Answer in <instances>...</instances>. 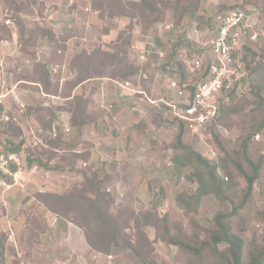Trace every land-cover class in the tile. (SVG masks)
Returning a JSON list of instances; mask_svg holds the SVG:
<instances>
[{
  "label": "rangeland",
  "instance_id": "obj_1",
  "mask_svg": "<svg viewBox=\"0 0 264 264\" xmlns=\"http://www.w3.org/2000/svg\"><path fill=\"white\" fill-rule=\"evenodd\" d=\"M176 1L93 0V9L126 16L127 24L115 36L110 52L97 50L86 56L77 49L63 83L44 79V91L56 96L43 98V106L37 104L31 113L10 114L7 139L0 137V145L24 158L19 179L24 195L16 196L15 205L0 204L6 264H193L190 256L163 242L159 221L166 218L173 234L172 227L179 225L183 235L192 239L223 206L206 194L195 213L186 214L177 197L192 191L195 179L188 178L190 167L180 169L173 161L177 125L165 106L152 105L148 99H175L170 80L180 82L177 63L193 54L194 44L185 32L203 33L218 13L235 6H260L264 18V0ZM18 2L0 0V11L10 15ZM21 4L28 13L46 9L40 1ZM42 34L46 36L44 29ZM47 40L52 39L47 36ZM253 49L252 67L264 61L262 46ZM92 74H106L120 83L87 81L74 92L80 77ZM191 79L195 77L188 75L187 81ZM256 86L253 77L243 86L244 93L234 96L238 111L223 113L224 131L219 134L227 150L237 151L254 133L249 153L252 159L263 160L251 199L233 222L236 232L244 227L241 236L246 244L264 240V224L257 219L264 206V106L262 112L256 107ZM124 88L129 94L121 93ZM183 141L208 159L196 139L184 133ZM212 146L216 158L208 160L218 164L224 154L214 141ZM230 172L235 176L233 167ZM217 175L225 183L230 181L221 168ZM244 189L245 182L237 178L224 194L236 200ZM95 194L97 211L88 205ZM24 196L31 199L26 203ZM93 213L112 222L111 237L102 238L105 226ZM225 248L219 245L220 250Z\"/></svg>",
  "mask_w": 264,
  "mask_h": 264
},
{
  "label": "crops",
  "instance_id": "obj_2",
  "mask_svg": "<svg viewBox=\"0 0 264 264\" xmlns=\"http://www.w3.org/2000/svg\"><path fill=\"white\" fill-rule=\"evenodd\" d=\"M25 1L19 0L17 4ZM33 1L43 2L46 9L28 13L21 7L20 11H13L10 15H5L2 9L0 11V137L6 139L9 124L4 121L5 117L9 120L10 114L31 113L37 109V104L43 106V98L56 96L44 91V79L63 83L65 70L72 67L74 51L77 49L84 50L86 56L97 50L110 52L112 44L116 42L115 36L127 24L126 16L120 13L110 14L109 11L93 9V0ZM50 6L51 9H48ZM76 34L81 35L80 38ZM47 36L52 42L47 40ZM47 50H52L53 53ZM103 71L105 73L106 67ZM74 72L77 73L76 70ZM68 74L70 75V71ZM96 80L120 83L118 79L106 74H92L80 77L81 82L74 87V92L83 83ZM105 84H102L104 90ZM125 84L128 85L126 82ZM128 89L125 88L121 93L129 94ZM30 121L33 123L32 118ZM18 123L21 126V120ZM18 184L5 195V205L17 203L16 196L24 189L23 182L18 181ZM28 199L31 198L28 196ZM28 199L25 197L23 201Z\"/></svg>",
  "mask_w": 264,
  "mask_h": 264
},
{
  "label": "trees",
  "instance_id": "obj_3",
  "mask_svg": "<svg viewBox=\"0 0 264 264\" xmlns=\"http://www.w3.org/2000/svg\"><path fill=\"white\" fill-rule=\"evenodd\" d=\"M180 1L181 0H177V4ZM143 3H145V1ZM21 7V3L17 4L14 13L20 11ZM211 26L212 24L210 27ZM0 39H2V36H0ZM260 45L264 49V40L261 41ZM255 57L256 53L254 49L246 47L244 48V54L241 60L247 68L250 79L254 77L257 81L256 88L262 95L259 93L254 94L256 99L255 104L257 109L262 112V107L264 106V61L258 62L252 67L251 64ZM177 68L180 76V83H191L193 79H191L190 82L187 81L188 74L184 64L178 62ZM236 87L237 86L227 93L229 100L225 103H221L220 116L218 119L220 125H222L223 122V113L228 115L238 111L237 104L233 103L235 99L234 96L236 95ZM241 90L240 94H243V88ZM173 124L177 125L178 128V135L173 146V150L175 151L173 161L180 169L190 167L191 172L188 178H194L196 184V187L192 191L180 194L177 197V201L184 206L185 212L188 215L189 213H195L199 200L203 195L212 194L222 204L223 209L213 216L208 227L201 229L203 234H205L204 238L201 236L202 233H200V229L199 232L193 234L192 239L186 238L182 233L181 227L177 224L172 227V229L176 231V233L173 234L171 228L168 227L167 219H161L159 221L162 227L161 239L165 244L176 247L190 256V258H188L193 264H264V240L261 242L251 240L249 244H246L241 236L244 227L239 226L238 232H236L233 226V222L240 218L241 211L247 206L246 204L251 199L253 184L258 179L260 168L263 165L262 157L254 160L249 153V144L254 133L245 137L237 151H230L226 149L219 133L211 127L212 142L214 141L224 154V157L219 160V163L214 164L202 157L201 154L194 151L190 146L183 143V134H189L185 123H178L174 120ZM29 163L31 162L29 161ZM230 167H233L235 170V176L230 172ZM218 168H221L224 174L230 176V181L228 183H225L217 175ZM237 178L245 182L244 192L239 199H229L224 192L235 186ZM98 197L99 195L95 194L94 199H88V205L91 206L93 211H97L96 205H99ZM93 214H96L105 226L102 238L106 236L111 237L113 235L112 231L114 230V226L111 224L112 222L108 219H103L100 213ZM257 219L264 224V206L262 210L258 212ZM5 242L6 236L0 234V264H6ZM221 244L226 245V248L220 250L219 245ZM90 245L96 248L92 243ZM247 247L248 250H246ZM96 250L98 249L96 248Z\"/></svg>",
  "mask_w": 264,
  "mask_h": 264
},
{
  "label": "built area",
  "instance_id": "obj_4",
  "mask_svg": "<svg viewBox=\"0 0 264 264\" xmlns=\"http://www.w3.org/2000/svg\"><path fill=\"white\" fill-rule=\"evenodd\" d=\"M184 36L194 45L191 59L182 62L187 74L195 79L189 84L170 80L169 89L173 90L175 99L148 101L157 107L165 106L173 120L185 123L189 135L205 149L207 158L215 159L210 128L222 134L224 129L218 123L221 103L229 100L227 93L235 86V93H241L250 79L241 59L244 48H254L264 40L263 9L260 6L230 7L218 13L212 26L203 33L185 32ZM158 55L164 58L163 53ZM7 120L5 117L4 121ZM23 166L20 153L7 151L0 145L1 205H5V195L19 186ZM224 180L227 181V177Z\"/></svg>",
  "mask_w": 264,
  "mask_h": 264
}]
</instances>
